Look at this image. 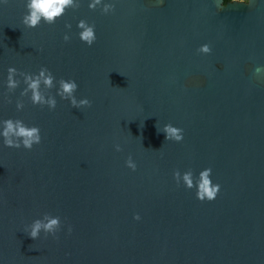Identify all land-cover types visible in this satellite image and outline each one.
<instances>
[{"label":"water","instance_id":"95a60500","mask_svg":"<svg viewBox=\"0 0 264 264\" xmlns=\"http://www.w3.org/2000/svg\"><path fill=\"white\" fill-rule=\"evenodd\" d=\"M221 7L118 0L105 15L84 2L28 28L23 0L0 5V74L46 65L92 101L76 108L57 97L50 110L22 97L17 111L19 89L0 86V117L42 134L30 150L0 148L3 264H264V76L253 74L264 65V3ZM80 17L96 25L91 46L75 35ZM204 42L210 53L197 52ZM167 122L184 129L182 141L157 131ZM209 166L221 184L211 201L172 175ZM44 212L61 216L58 238L23 231Z\"/></svg>","mask_w":264,"mask_h":264},{"label":"clouds","instance_id":"9594fccd","mask_svg":"<svg viewBox=\"0 0 264 264\" xmlns=\"http://www.w3.org/2000/svg\"><path fill=\"white\" fill-rule=\"evenodd\" d=\"M7 0H0L3 5ZM87 3L89 9H99L102 14H112L116 10L118 0H23L26 11L22 16V23L28 28H35L42 22L54 24L61 18L68 9H73L81 3ZM264 3V0H261ZM218 7H221L222 0H216ZM222 8V7H221ZM64 27L71 30V22H65ZM77 31L75 35L80 41L91 46L97 39L96 25L90 22L86 17H80L75 25ZM72 32L65 31L63 40L70 41ZM212 46L209 42L200 44L197 48L199 53H210ZM253 74L264 76V65H256L253 68ZM0 86L3 87L5 94H14L19 89V95L15 98V108L21 111L25 107V101L22 97H27L33 105L47 106L48 109H55L58 103L57 97L66 100L72 107L82 108L90 106L92 101L87 96L76 95L79 84L72 77H57L54 72L46 65H41L36 71H24L17 68L14 64L7 66L6 74H0ZM54 89V91H53ZM7 99L11 102L12 96ZM157 131H163L165 140L182 141L184 138V129L171 122L163 123L157 127ZM42 140L41 128L38 124L28 123L19 116L0 117V148L32 149L34 145ZM117 151L121 149L120 144H116ZM128 168L135 170L136 161L129 154L125 160ZM212 168L203 167L198 172L187 168L181 171L179 168L172 173L174 180L178 185L182 184L187 189H195V197L198 200H213L217 197L221 184L213 179ZM133 218L140 220V213H134ZM60 215H54L50 212H44L35 217L29 223L24 225L23 231L33 239H37L43 234L58 238V233L62 227ZM67 231H72L71 225ZM0 264L3 261L0 260Z\"/></svg>","mask_w":264,"mask_h":264},{"label":"trees","instance_id":"16d2710c","mask_svg":"<svg viewBox=\"0 0 264 264\" xmlns=\"http://www.w3.org/2000/svg\"><path fill=\"white\" fill-rule=\"evenodd\" d=\"M226 1H229V0H225V2H226Z\"/></svg>","mask_w":264,"mask_h":264}]
</instances>
